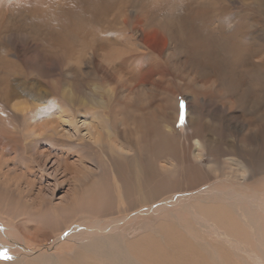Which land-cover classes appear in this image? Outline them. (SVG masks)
Masks as SVG:
<instances>
[{
    "label": "bare ground",
    "instance_id": "1",
    "mask_svg": "<svg viewBox=\"0 0 264 264\" xmlns=\"http://www.w3.org/2000/svg\"><path fill=\"white\" fill-rule=\"evenodd\" d=\"M170 1L0 0V12L26 10L41 24H55L42 33L38 49L50 53L56 66L57 57L68 58L72 69L62 70L70 75L67 81L46 77L42 65L32 72L20 61L16 45L14 50L0 46L2 154L20 150L18 162L30 172L39 158L25 153L68 142L59 131L64 121L56 115L70 110L65 115L78 124L70 143L79 149L80 167L92 168L79 170L83 205L74 204L72 212L75 220L92 215L95 231L72 234L79 248L70 256L42 255L44 262L36 257L20 264H264V185L253 181L255 165L264 168V42L259 37L264 27L255 35L256 19L244 17L239 24L228 6L209 3L207 11L192 7L183 15L178 1L171 7ZM221 18L229 30L237 20L236 28L225 31L217 22ZM157 41L164 47L155 48ZM184 66L190 70L184 72ZM193 68L206 78L208 90H217L212 103L223 111L217 113L219 125L226 138L235 137L219 142L224 159H207L212 142L203 136L181 143L169 121L179 94L166 76L180 74L191 87L204 89ZM31 76L37 84L17 88L16 79L26 84ZM208 160L215 164L210 170ZM1 175L0 170V205L19 204L24 193L12 194ZM106 198H117V205H102ZM101 206V212L93 209ZM49 212L36 216L47 227Z\"/></svg>",
    "mask_w": 264,
    "mask_h": 264
},
{
    "label": "rangeland",
    "instance_id": "2",
    "mask_svg": "<svg viewBox=\"0 0 264 264\" xmlns=\"http://www.w3.org/2000/svg\"><path fill=\"white\" fill-rule=\"evenodd\" d=\"M172 1H178L177 4L179 6L181 5L180 10L183 15L186 14L188 9L192 7L207 11L208 8H210L208 7L209 3L213 4V7L219 4L223 5V9L228 6L227 10L229 9L228 11H230L233 16L239 18V24L242 23V19L244 20V17L255 18L256 22L253 23L256 31L255 35H258L264 27V0H218L222 4L219 2L217 3V0H171L169 3L170 7ZM142 5L143 6L140 7H144L147 4L145 3ZM4 8H6V6ZM60 9H64V7H60ZM25 11L26 10H17L15 12H12L6 11V9H4L0 12V19L2 18L0 20V46L3 44L4 47L9 48L10 50H14L12 46L16 45L19 48L17 54L18 57H21L20 61L24 63L25 66L31 67L32 72H34V66L38 65L40 67L42 65L41 69L45 71L44 73L46 77H54L56 79L67 81V77H69L70 75L62 74V70L71 69L70 67H68V58L62 57L61 59L60 57H57L56 61L58 62V65L56 66L52 62V56L51 58L49 57V52V54L45 52L41 53L40 48L38 49L39 44L42 43V33L56 29V25L51 22L41 24L38 19L30 16V13ZM127 11L128 10H126L125 12ZM75 12L76 10L74 9V14H71L73 17L72 20L74 22H76L75 17L77 14V12L76 14ZM14 13H17L19 15H15ZM217 22L219 23V26L223 27L227 32H230L231 30L233 31L237 25V20H234L233 22H231L233 24L231 30H229L227 27V21L224 18L217 20ZM5 34L8 35L9 39H12L9 40L11 42L5 43L2 41V36ZM33 36L35 39H32ZM259 37L264 42V34L261 33ZM156 47L158 49H161L164 47V45L157 41L155 43V48ZM38 51L40 52L38 53ZM47 55L49 58L46 62ZM41 56L45 57L44 60ZM46 64H53L54 69L51 70L50 68H48V70H46ZM182 69L184 70V72H188L190 70V68L186 66H184V68ZM192 71L195 75L194 77L201 82V85H207L206 78H204L200 73H197L194 68L192 69ZM37 80L38 79H36L35 76H31L26 80V84L21 83L23 82L22 79H16L15 84L18 89L23 90L24 88L27 90L28 86L32 87L33 84H37ZM166 80L170 82L173 91L179 94V105L175 107V110L172 109V111L168 112V115L170 116H168L169 121L170 119L173 120L172 126L175 129L174 131L178 140L182 143L183 141L185 142L187 138H190L192 140V143H194L196 135H198L199 137L203 136L206 140H210L212 142L211 145H208L209 151L207 153V159L208 157L210 158L213 155H215L219 159H224V155L226 153H223V156H219L218 154V147L221 144L219 142H221V140L223 139L226 141L232 140L233 142L235 140V137L229 136V138H226L228 136L227 130L219 125L218 116L220 114L222 115L223 111L220 107L212 103L215 97H219L217 90H208L206 88V85L204 89L203 86L202 88L200 86L199 88L195 89L188 85V81L186 80V78L181 76L180 74L176 78L174 74L170 73L169 76H166ZM196 95H198L199 99H194V97L196 98ZM203 97L206 99V101H202ZM216 100L219 102L218 99ZM21 101H24V98ZM219 104L221 103L219 102ZM64 109H67L68 111V108H63L61 111H64ZM217 113L220 114L218 115ZM65 114L58 113L56 117L61 118L64 121L62 123V126L59 127V131L62 135V138L66 139V141L68 142H60L56 146L47 144L48 147L40 146L39 148H34L32 153H25L24 156H34L35 158H39L38 161L33 162L30 172L25 170L22 164L18 162V160L21 159L20 150L11 149L6 154H2V151L0 150V170L2 174L1 176L3 177L2 179L5 178L6 180H9V182L11 183L10 190L15 196L17 194V191L24 193V196H22L20 203L17 205L14 202H12L11 204L4 202L9 204L7 205L1 201L3 204L0 205V264H20L24 260L32 261L36 257H39L40 261L44 262L45 257L42 255H50L55 257L70 256L74 254L79 248V241L75 239L74 236L72 237V234H77L78 231H82L85 229H87V233L95 231V229L91 230V228L93 227L92 215L91 217L88 216L84 219L78 220H75L73 217V212L76 211V207L74 206V204L76 206L83 205V202L81 200L84 197V188L80 183V176L82 175L80 174L79 170L81 169L82 173H84L88 171L87 169L90 170L92 168L91 166L89 167L88 164V166L85 165L84 167H80V164H78L80 157L79 149L75 143H70V141L75 140L74 134L76 135V127H78V124L70 123L69 117H67V115ZM78 120L79 119H76L75 121H77L78 123ZM207 124L209 125V127H207ZM51 148H54V150L50 151ZM31 149L32 147H30V150ZM260 154L252 153V156L255 158H261L260 156H262L264 161V152ZM141 159H145V154H142ZM205 165L207 166L208 170L215 167V164L210 160H208ZM255 166L256 172L253 181L257 182L260 186L264 185V168L259 167V164H256ZM261 166L264 167V165ZM122 181H125L124 178L122 179ZM207 181L210 182V180ZM209 182H207V184H209ZM218 185L221 186V183H219ZM174 190L175 191L173 193L178 192V189L176 187ZM124 191L126 192L127 190ZM129 191L131 193V190ZM173 193L170 196H172ZM9 196L10 194L7 193V195H4L3 197L8 198ZM15 196H12L13 200H15ZM117 202V198L113 200H110V198H106L103 201L102 205L104 204L105 206L111 207V205L116 206ZM129 204L127 205H129L130 208H133L135 202L130 201ZM103 208L104 207L101 206L100 208L97 207L93 209L101 212V209L103 210ZM55 209L59 210L58 213L55 211ZM107 210H109L108 207ZM45 211H50L48 213V218L52 222L49 227H47L46 225L44 226L42 221L40 219L38 220L36 217L38 214H42ZM136 211L139 210L135 209L130 213L133 214ZM119 216L120 215L112 217L110 216L104 218V220L111 221ZM131 218L132 216H127L128 220H130ZM69 227H71V231ZM2 247L4 248V250Z\"/></svg>",
    "mask_w": 264,
    "mask_h": 264
}]
</instances>
